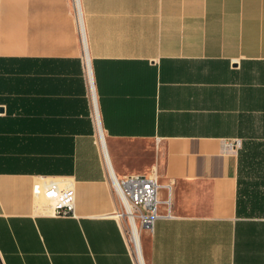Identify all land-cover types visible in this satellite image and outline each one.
Segmentation results:
<instances>
[{
  "label": "crops",
  "instance_id": "1",
  "mask_svg": "<svg viewBox=\"0 0 264 264\" xmlns=\"http://www.w3.org/2000/svg\"><path fill=\"white\" fill-rule=\"evenodd\" d=\"M77 7L103 147L76 3L0 0V264H136L106 164L170 186L146 264H264V0ZM47 181L73 216L36 200Z\"/></svg>",
  "mask_w": 264,
  "mask_h": 264
},
{
  "label": "built area",
  "instance_id": "2",
  "mask_svg": "<svg viewBox=\"0 0 264 264\" xmlns=\"http://www.w3.org/2000/svg\"><path fill=\"white\" fill-rule=\"evenodd\" d=\"M73 1L76 3V27L83 49L82 61L84 73L91 94L92 118L97 131L96 139L100 146L103 147V139L99 128L96 102L89 68V60L85 49V38L81 18L77 7V0ZM237 146H239V142L234 141L233 143H226L224 148H235ZM106 167L108 169V181L116 205L115 211L112 213V217L120 224L125 239L126 236H130L129 229H131V225H134L135 222L138 224L140 230L151 233L156 220L173 217L170 186H163L160 183V179L156 172L148 175H132L117 179L109 171L107 164ZM163 189L166 191V196L165 198H160L159 194ZM34 197L37 201L47 202V208L49 215L51 216H73L75 192L71 185H60L55 181H47L42 183L36 189ZM127 245L134 262L136 264H145L143 258L135 251L133 245L130 242H127Z\"/></svg>",
  "mask_w": 264,
  "mask_h": 264
},
{
  "label": "bare ground",
  "instance_id": "3",
  "mask_svg": "<svg viewBox=\"0 0 264 264\" xmlns=\"http://www.w3.org/2000/svg\"><path fill=\"white\" fill-rule=\"evenodd\" d=\"M140 228L138 226V224L135 222L134 225H131V229H129L130 232V236L127 237V242L131 243L135 249V251L138 253L139 256L142 257V252H141V247H140V233H139ZM143 258V257H142ZM144 260V259H143Z\"/></svg>",
  "mask_w": 264,
  "mask_h": 264
},
{
  "label": "rangeland",
  "instance_id": "4",
  "mask_svg": "<svg viewBox=\"0 0 264 264\" xmlns=\"http://www.w3.org/2000/svg\"><path fill=\"white\" fill-rule=\"evenodd\" d=\"M43 203H46L47 204V202L46 201H42ZM144 259V258H143ZM144 262H145V259H144ZM146 264V263H145Z\"/></svg>",
  "mask_w": 264,
  "mask_h": 264
}]
</instances>
